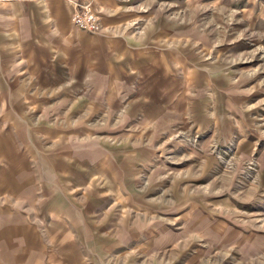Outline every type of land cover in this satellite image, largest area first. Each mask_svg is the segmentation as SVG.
Returning a JSON list of instances; mask_svg holds the SVG:
<instances>
[{
	"label": "rangeland",
	"instance_id": "374dc122",
	"mask_svg": "<svg viewBox=\"0 0 264 264\" xmlns=\"http://www.w3.org/2000/svg\"><path fill=\"white\" fill-rule=\"evenodd\" d=\"M120 1H84L102 33L29 5L23 56L0 47L4 263L264 264V0ZM115 41L155 69L129 95L68 65L104 44L114 60ZM39 44L60 79L26 64Z\"/></svg>",
	"mask_w": 264,
	"mask_h": 264
},
{
	"label": "crops",
	"instance_id": "0c3cea01",
	"mask_svg": "<svg viewBox=\"0 0 264 264\" xmlns=\"http://www.w3.org/2000/svg\"><path fill=\"white\" fill-rule=\"evenodd\" d=\"M76 1L78 0H73L74 5L76 4ZM88 1V0H84ZM111 2V3H110ZM94 5L98 10H101L102 14L103 12L106 15L109 16H118V10H121V1H115V0H94ZM29 5H31V9L34 7H37V12L42 13L40 18H37L38 21H43L46 20L48 24L50 25L51 23L53 26H55V20H56V7L58 8L59 6L62 7V11L67 12V18L71 19L72 17V2L69 0H0V47L5 48L3 49L4 52L8 54L11 53V48L15 52H19V56H23L21 52V45L20 42L17 45V43H10V41H13L15 35H19V32L14 30L13 28V23H15L16 17H18L19 22L22 24L28 23L29 21H33V10L32 12H29ZM28 8H25V7ZM19 8V11L17 10ZM35 9V8H34ZM143 12H146V9H143ZM127 13V12H125ZM35 15V14H34ZM9 18L11 21H9ZM47 24V25H48ZM70 32L77 31L74 28L73 29H68ZM46 30H43L42 32H39L38 35L33 36L32 30H28V34L26 37H38V42L41 37V33L43 36H48V38L54 37L56 35V28H49L48 27V34L45 33ZM52 34V36H51ZM40 37V38H39ZM54 40V39H53ZM56 42V41H54ZM42 43V42H40ZM110 44L113 46L114 51H117L118 56H114V60L108 59L109 54L106 53V46L105 44L103 47H99L95 50H97V53L90 52V49H87L85 52H82L81 58L82 63L75 64L72 61H68V65L70 68H74L76 65L82 66L84 69V81H90L95 78V76H99L100 80H106V91L108 92V95L111 96H120L121 95V90H124L125 95L131 94L130 91H126V88L128 90L130 89V85H133V81L139 80L140 78L149 77L151 72H153L155 69L152 68L153 65H146L149 64L147 57H149V54H140V55H135L132 57L130 60L125 59L124 53L122 52V42H113ZM128 47V44L126 45ZM108 49H111L110 47ZM31 52L25 53L24 57L26 59L25 62L28 65H32L33 69L36 70H49V73H47V76H51L56 79H60L61 73L58 72L56 69L57 66L55 64L56 57H52L53 53L56 52V48L53 47L52 45L47 46L46 44L41 45L39 44L38 47H31L30 49ZM127 53V51H126ZM3 61L7 62L6 60L3 59ZM181 61V60H179ZM8 62H11V59L8 58ZM21 62V61H20ZM127 63V66H123V64ZM21 65V63H20ZM10 66V65H9ZM98 67V68H97ZM182 67L185 68V63L184 65L182 64ZM10 68V67H9ZM129 68V69H128ZM178 68L181 70V64L178 63ZM113 69L116 70L117 72H113ZM130 80V85L127 84L126 82ZM115 82L117 85L116 92L109 93L112 83ZM122 81V82H121ZM59 82H63V80H59ZM58 82V83H59ZM119 82H121L124 87H120ZM137 82V81H136ZM57 83V81H55ZM135 91L133 90V93ZM115 94V95H113ZM3 242H0V264H15L16 261L13 260V262L9 263V261L12 260L10 257V260L8 262L4 263V256L3 254L6 253L5 250H3ZM19 255V254H18ZM16 259V258H15Z\"/></svg>",
	"mask_w": 264,
	"mask_h": 264
},
{
	"label": "built area",
	"instance_id": "2783aa9c",
	"mask_svg": "<svg viewBox=\"0 0 264 264\" xmlns=\"http://www.w3.org/2000/svg\"><path fill=\"white\" fill-rule=\"evenodd\" d=\"M72 16V22L80 30L91 31L93 33L104 32V27L100 23V16L97 10H94L91 2H76V8Z\"/></svg>",
	"mask_w": 264,
	"mask_h": 264
}]
</instances>
